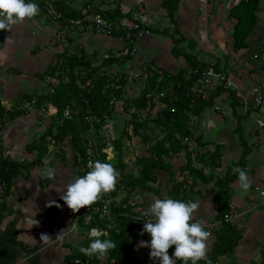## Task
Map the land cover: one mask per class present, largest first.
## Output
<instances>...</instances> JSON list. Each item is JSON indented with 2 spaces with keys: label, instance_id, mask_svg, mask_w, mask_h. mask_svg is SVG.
I'll return each instance as SVG.
<instances>
[{
  "label": "crops",
  "instance_id": "1",
  "mask_svg": "<svg viewBox=\"0 0 264 264\" xmlns=\"http://www.w3.org/2000/svg\"><path fill=\"white\" fill-rule=\"evenodd\" d=\"M57 1L65 4V10L68 8L72 13L78 12L79 17L93 8L105 13L119 11L122 17L115 24L122 28L129 25L131 12L140 7L143 10L142 26L147 27L149 32H143L133 43L138 50V58L172 73L185 68V59L173 56L172 48L178 40L177 49L193 55L197 61L217 65L239 87L242 99L236 98V102L223 93L222 96L227 99L223 106L221 103L220 113L223 115H210L212 124L206 125L211 131L217 130V138L220 137L221 128L227 131L219 139L223 146L222 159L224 155L226 161L223 167L217 168L220 177L240 156L239 136L251 149L244 168L251 186L243 190L237 180L230 184V211L235 213L234 225L241 239L234 252L219 258L216 264H264V196H260V192L264 193V129L257 128L254 122L255 118H264V0H258L255 23L244 40L245 48L237 51L233 50L232 44L236 20L230 16V10L238 6L241 0H177L172 19L167 15L170 0H89L91 4L87 3L88 0ZM79 2L80 8L77 6ZM66 3L69 5L66 6ZM55 29V23L47 26L33 17L18 22L10 30H0V109L8 117L0 138V161L21 166L17 176L6 185L0 201V264H72L74 259L68 262L69 257L81 253L79 249L85 247L83 228L74 219L75 214L84 207L74 212L61 199L67 185L74 180L73 177H77L72 173V168H75L72 162L67 163L63 153L57 159L48 150L40 162L29 165L36 159L33 145L48 130L47 124L53 121L56 109L47 103L37 106L33 103L34 99L28 101L25 97L45 95L49 92L48 88L51 89V85L41 77L45 69L42 48L50 37L53 38ZM87 29L83 28L84 32L80 31L79 35H86ZM69 30L61 26L60 33L65 36L73 34L72 29ZM82 38L87 41L89 36ZM254 88L258 89L261 98L256 108ZM231 101L236 102L232 104L233 113ZM9 111L14 113L12 118L8 115ZM237 126L241 127V131L236 133L234 130ZM45 166L56 169L54 178L40 175ZM201 185L206 188L201 192L205 195L211 185ZM139 192L143 194L144 191ZM214 195L215 190L208 200L194 199L199 201L194 215L205 225L215 220ZM142 200L146 202L145 208L153 202L152 198L147 200L143 197ZM115 201L118 203L119 197ZM33 216L39 222L36 225L24 218ZM41 234H48L50 238L44 239ZM141 240H136L133 250L135 264H159L157 259L150 258L149 248L138 246ZM213 241L211 231L207 251ZM94 256L98 264L118 263L115 259H109L106 253L88 255L78 260L93 264Z\"/></svg>",
  "mask_w": 264,
  "mask_h": 264
},
{
  "label": "trees",
  "instance_id": "2",
  "mask_svg": "<svg viewBox=\"0 0 264 264\" xmlns=\"http://www.w3.org/2000/svg\"><path fill=\"white\" fill-rule=\"evenodd\" d=\"M35 2L40 6L41 0H35ZM44 3L43 8L50 12V8L46 7V0H42ZM168 2V1H167ZM166 4V2H164ZM52 9L59 15L58 19H55L62 28H67L68 20L79 18L78 12L65 13V9L61 1L53 0ZM177 0H170L168 2V12L167 15L169 19H172V13L176 7ZM258 0H241L239 5L230 10V16L236 20L233 27V50L237 51L239 49L245 48V38L251 33L252 28L255 23V11L257 8ZM52 6V5H51ZM58 12H57V11ZM85 14L98 15L111 23H119L118 18H121L119 11H112L111 13H105L97 8L91 9V11ZM81 17V16H80ZM118 19V20H117ZM131 16L129 17V26L122 28L118 25L119 29L113 30L109 36L123 38L124 43L128 45L136 41V35L139 31L149 32L147 27L142 26L138 23V29H132L130 27ZM87 27H80L76 29H83ZM92 29L98 30L91 26ZM100 32V31H99ZM126 33L130 36H126ZM163 33V32H162ZM164 33L168 36L167 31ZM173 39V37H172ZM174 42V40H173ZM178 44V40L175 41ZM176 44L172 48L173 56L178 58L182 56L187 66L185 68L177 70L175 73L168 72L163 69H153V66L147 65L144 68V73L146 74V86L141 91L139 98L134 101V107L137 110L146 107V96L147 95H160L161 100L165 102V107L161 111V117L155 119L156 127H161L162 131L165 133L164 138L160 141H156L151 144V140L145 134H140L141 140L149 143V150L152 155L150 157H142L139 160L141 165L140 173L137 177L131 174L123 173V161L120 152V143L118 140L112 143L113 149L118 150L117 153V164L114 166L118 169L120 181L118 180L114 190L110 191V194L115 198L116 194L119 192L124 193V197L112 208V214L115 215L112 219L98 218L95 215L92 222L86 226L87 227H97L99 229L107 230V236L100 237L99 239H111L115 242V247L109 250L106 254L109 259L117 260V264H135V257L133 255V244L136 240L142 238L147 241L150 236L147 233L141 235V225L143 221L137 218L136 213L133 211L127 201L131 193L138 188L139 191L152 192L155 197L160 198L159 191L150 185V183L156 182V177L153 174L155 169L161 170L169 173V179L173 177L168 164L163 161V157H170L172 154H176L180 149L181 140H196L199 146H208L207 143L202 142L201 138L197 136L196 138L190 132V121L191 118H196L200 116L205 109L214 108L220 96L223 93L227 94V98L230 97L232 100L236 99L234 94L229 90H224L222 87H216L212 90L207 98L202 94L198 93L194 89L197 82V76L184 75L192 69L203 70L207 64L197 61L196 58L184 52L183 50L177 49ZM130 48V47H128ZM113 52V51H112ZM111 51L104 55L102 63L98 65H91L90 60L98 58V50H94L91 54H85L84 49H81V57L73 56L72 59H65L58 66L50 69L47 74L49 77H58L59 83L51 87V90L45 95L26 96L25 100L34 102L37 106L39 104H50L55 109V117L53 121H60L58 125L50 126L48 130L36 141L33 145V149L36 151V159L34 163L29 164L34 165L48 153L47 145L45 141L47 138L53 140L54 144L58 146L60 142L68 138L70 146L73 150L72 165L78 168L77 176L84 175L90 168L87 167V149L92 147L88 144L90 143L95 147L97 157L94 153L91 154L95 160H105L104 145L98 144L93 141H89L86 135H84L85 130L88 128L96 130V128L104 125L105 119L110 118L112 115V106L110 105L111 97L118 99L121 94L122 87L126 84V77L123 73L117 72L113 76L109 75L103 70L104 67L117 66L120 63H125L131 59V55H126L120 60L117 58H107L105 56L111 55ZM92 56V58H90ZM87 58V59H86ZM216 69H219L217 65H213ZM76 72H72L74 69ZM56 70H61L64 75L67 76L68 81H63V76H54ZM132 78V77H131ZM130 79V78H129ZM118 84L117 89L112 85ZM107 86V87H106ZM111 86V87H110ZM117 86V85H115ZM106 87V88H105ZM236 101V100H235ZM235 101H231L230 107L232 113L234 112L233 106ZM31 102V103H32ZM235 102V103H234ZM234 103V105H232ZM4 111L0 109V115ZM64 113H67L65 117ZM255 113H258L255 110ZM8 115L12 118L14 113L12 111L8 112ZM92 119L93 121H89ZM114 119V118H113ZM114 125V123H113ZM112 127V125H111ZM114 128V127H113ZM144 128V125H143ZM241 127H236L234 132H240ZM139 136V135H138ZM194 138V139H193ZM241 154L235 162H232L226 170V173L222 177H216L212 175L211 172L206 175L202 169H197L191 166L189 157L187 158L186 166L181 169V172L187 171L192 178L189 188L186 189L183 185L185 181L180 183L172 182L171 188L168 190L167 197H172L176 199L183 200H194L193 195L195 193L200 194L199 190H195L193 193L194 180L202 182L207 185L212 183L215 187V195L213 202L216 204V214L215 220L220 221L221 224L214 229H212V234L214 241L211 248L207 251L208 260L211 264H216L218 259L226 254L233 253L235 248L240 242V235L235 227V225L225 223L223 218L230 212V198L231 190L230 184L237 180V174L233 173L232 169L234 167L245 168L247 154L251 152L250 147L246 141L239 136ZM96 144V145H95ZM167 145V146H166ZM215 149L212 153H209L208 158L201 157L198 161L201 165L207 166L210 164L212 167H221L222 161V150L220 145L214 146ZM107 162V161H106ZM208 162V163H207ZM20 165L17 163H5V161H0V177L7 184L10 180L14 179L20 171ZM98 200L92 205H96ZM79 225L85 229L81 221H78ZM90 240L86 239L84 241V246L86 247ZM173 252V248L169 249V255ZM88 257L83 253H75L72 257H69L68 262L71 259H81ZM93 264H98L96 257H93ZM92 264V263H91ZM178 264L182 262L178 261ZM191 264V262H189ZM197 264H206L204 260H200Z\"/></svg>",
  "mask_w": 264,
  "mask_h": 264
},
{
  "label": "rangeland",
  "instance_id": "3",
  "mask_svg": "<svg viewBox=\"0 0 264 264\" xmlns=\"http://www.w3.org/2000/svg\"><path fill=\"white\" fill-rule=\"evenodd\" d=\"M78 1H81V0H78ZM48 3H51L49 8H52L53 1L46 0V7ZM80 3L81 2H79L77 6L80 5ZM87 3L91 4L89 0L87 1ZM62 4L65 5L64 3ZM67 5L69 4L66 3V6ZM43 6H44V3L41 0V4L39 6V13L36 15L37 17L35 16V18L38 19L39 22L43 21V23L47 24V26H50L53 23L56 24V29L55 31L53 30L54 32L52 34L53 38L50 37L48 39L46 46L42 48L43 54H45V63H44L45 69L43 70L41 77L43 78L44 81L49 83L51 87L59 83L57 76L62 75L64 82H67L68 78L66 75L62 73L61 70H56L54 73V76L57 77V79L53 78L54 80L51 81L52 78L48 76L47 72L50 69L54 68L55 66H58L61 62H64L65 59H67L66 61H68L69 59H72L73 56L81 57L82 56L80 53L81 49H84L85 54H91L94 50H98V58H95L94 60L92 59L90 60L91 65H98L102 63L104 55L109 53V51L111 52L112 51L114 52L116 50L122 51L124 48L130 47L129 49L131 50L130 52L131 59L129 61L125 63H120L119 65L114 66V67L107 66L103 68V70L106 71L111 76H113V74L117 72H120V73H123L127 79L126 84H124V86L122 87L121 94L118 97V99L111 97L110 105L112 106V111H113L111 117L105 119L104 125L96 128V130L92 129V125H91V128H88L87 130H85L84 135L87 136L89 141L95 140L97 145L98 144L104 145V153L106 155L105 160L109 163H112L114 166L117 164V161H118L117 159L118 150L117 148L113 149L112 143L118 140L120 143V152L122 156L121 160L123 161V166H124L123 173L126 175L131 174L134 177H137L141 169V165L139 163L140 158L150 157L152 155L150 152H148L149 143L147 141L146 142L142 141L140 134H145L147 137H149V140H151L150 142L151 144H154L156 141H160V139L164 138L165 136V133L162 131V128L156 127V124H155V119L158 117H161V111L165 107V102L161 100L160 95H155V94L147 95L145 98L146 99L145 101L147 103L145 108L137 110L134 107V101H136L139 98V96L142 93L141 91L146 86L147 76L144 73V68H146L147 65L153 66V69H155L156 67L152 63L143 62L140 58H138V55H137L138 50L135 47H133V45H131L130 43H128V45L130 46H127V44L124 43V41L121 38H118V37L116 38L111 35L109 36L103 32H99V31L97 32L91 27H88L87 31H85L87 32L86 35L84 34L79 35L80 31L82 32L83 29H75V30L72 29L71 31L73 32V34L68 35V36L61 34L60 24L55 20L56 18L53 19L54 10L52 12H48L47 10H44L45 8H43ZM78 8H80V6H78ZM67 9L64 11L65 13H69ZM136 12H137L136 10H133L130 16L132 17V13L135 14ZM139 21L142 24V18H140ZM63 29L70 31L69 29H66L64 27ZM82 36H86V37L89 36V38L87 41H85L83 40ZM126 36H130V34L126 33ZM137 36L138 34L134 35V37H137ZM139 37H137V39ZM72 38L74 39L72 42H70L69 39H72ZM90 58H92V56H90ZM76 70L77 69L75 68L72 72L75 73ZM187 75H188V72L184 75V77L187 78ZM115 85H112V86L115 89H117L118 84H115ZM194 89L197 90L198 93L202 94L205 98H207L211 92V90H207L204 88L202 89L198 82H196ZM50 90L51 89L48 88V91ZM226 102H227L226 97L221 95L218 100L217 105L214 108L205 109L204 112L200 116L196 118H193V117L191 118L190 125H189L190 132L195 138L199 136L202 139L201 141L207 143L208 146H203V147L199 146L196 140H193V141L181 140L180 149L178 150L176 154H172L170 157H163V161L166 164H168L169 169L171 173L173 174V177L169 179L168 172H164V171L157 170V169L153 171V174L156 177V182L150 183V185L159 191L160 198L167 197L168 190L171 188L173 181L175 183H180L182 181H185L183 186L186 189L189 188L190 183L192 182V178L190 177L187 171L181 172V169L186 166L188 157L190 159V163L192 167H195L197 169L201 168L202 171L206 175H208L211 172L212 175L219 177L217 167L216 168L212 167L210 164H208L207 166L201 165L198 161L200 160L201 157L208 158L209 153H212L214 151L215 149L214 146L220 145L221 150L223 148V146H221L220 144L221 142L219 139L220 137L224 136L227 133V131H224V129L221 128L219 132L220 137L217 138L215 136V134L217 133V130L213 129L211 131V129L206 127V125L212 124L210 122L211 118L209 116L210 115L215 116V114L218 115L220 112H222L220 111L221 103L223 106ZM27 103H31V102H27ZM220 114L223 115L222 113ZM88 120L93 121L92 119H89V118ZM59 123L60 121L51 120L48 122L47 126L49 127L55 126V125H58ZM143 125H144V128H143ZM45 144L47 145V148H48V145L51 146L50 148H48V150L50 152H53L56 155L57 159H60L61 153H63L66 157L65 159L66 162L67 163L72 162V157L74 153H73L72 147L70 146V142L68 138L60 142L58 146H53L55 145L53 140H46ZM88 144L92 147V149L88 147L89 149L88 152H90V154L94 153L95 157H97L95 147L92 146L90 143ZM224 159L225 157L223 155V159L220 165L221 167H223V164L226 162ZM116 170L118 171V169ZM72 173L76 174L77 176L78 168L76 167L72 168ZM73 178L75 179L76 177H73ZM118 180L120 181V177L118 178ZM194 182L195 183L193 184L194 186L193 193L195 192L196 189L200 190V187H201V190H200V194L195 193L193 195L194 197L193 199L202 198V199L208 200V198H210L213 195L215 189L212 183H208L209 185H211V188L210 187L208 188L209 189L208 193L205 192V195H202L201 192L203 190L205 191L206 188L205 187L202 188V185H201L202 182H199L196 180H194ZM189 191H190V188H189ZM116 197H119V201H120L124 197V193L119 192L116 194L115 199ZM130 197H139L141 201H144L142 200L143 197H146L147 200L148 199L151 200L152 198L153 201L157 199V197H155V195L152 192L144 191L143 194H141L138 188L135 189L131 193L129 198ZM193 218L195 220H198V218L194 214H193ZM83 236L84 238L82 239L84 241L88 239L86 235H83ZM260 254H261L260 251H258L259 258H260ZM72 264L74 263L72 262Z\"/></svg>",
  "mask_w": 264,
  "mask_h": 264
},
{
  "label": "clouds",
  "instance_id": "4",
  "mask_svg": "<svg viewBox=\"0 0 264 264\" xmlns=\"http://www.w3.org/2000/svg\"><path fill=\"white\" fill-rule=\"evenodd\" d=\"M39 13V5L35 0H0V30H10L18 22L31 19ZM264 124V121H260ZM237 182L241 189L247 190L251 180L247 171L234 167ZM40 175L52 179L56 169L45 166ZM119 173L112 163L95 160L90 162V170L84 175L77 176L69 183L61 195V199L74 212L99 200L104 193L114 190ZM199 208L197 200H183L172 197L157 198L145 210L141 235L147 233L150 239L139 241V247L150 249V258L157 259L159 264H197L204 260L211 264L207 256V241L211 233L202 220H193V214ZM34 225L39 222L33 217H24ZM92 229V232H97ZM49 239L48 234H41ZM33 242L35 239L33 238ZM115 247L111 239H92L88 246L79 250L85 255H104ZM173 252L169 255V249Z\"/></svg>",
  "mask_w": 264,
  "mask_h": 264
},
{
  "label": "built area",
  "instance_id": "5",
  "mask_svg": "<svg viewBox=\"0 0 264 264\" xmlns=\"http://www.w3.org/2000/svg\"><path fill=\"white\" fill-rule=\"evenodd\" d=\"M53 1V0H52ZM51 3L47 4V7H50ZM137 12L134 14L132 13L130 27L132 29H138V23H140L139 19L143 15V10L140 7H137L135 9ZM53 9L50 8V12H52ZM54 18L58 19L59 15L54 11ZM68 29H76L80 27H91L93 26L98 31L105 33L106 35L110 34L113 30L119 29L117 24H113L110 21L105 20L104 18L98 16V15H90V14H83L80 18L76 19H70L68 20ZM141 24V23H140ZM138 36H141L143 32L139 31ZM136 37V38H137ZM131 50L129 48H124L122 51H114L111 55L105 56V59L107 58H117L121 59L125 57L126 55H131ZM188 75L190 76H197V82L199 83L200 87L207 90H215L216 87H222L224 90H229L234 94L235 98L242 99L241 91L237 85H235L228 77H226L224 71L222 69H216L212 64H207V66L203 70L198 69H192L188 71ZM254 92V95L257 96L255 100V108L260 105L261 98L260 93L257 88H254L252 90ZM32 104V103H31ZM67 116V113H65ZM260 121H264V118H255L254 122L257 128L264 129V124L260 123ZM8 123V117L6 113H3L0 115V138L2 131L4 127ZM89 149H87V162L86 165L88 168H90V162H92V155L90 152H88ZM6 189V183L1 179L0 177V201L3 199ZM260 196H264L263 192H260ZM115 198H113L110 194L104 193L102 194L101 198L98 200V203L96 205H91L90 207L85 206L83 209L79 210L75 216L74 219L78 221H81L84 225V234L88 239H96L103 236H107V230L99 229L97 227H87L92 220L94 219L95 215L98 216V218H104V219H112L115 217L114 214H112V208L115 207L117 203H115ZM119 202V201H118ZM262 203H264V197H262ZM127 204L133 208V211L136 213L137 218L143 220L144 217L142 215L143 210H145L144 202L141 201L139 197H130L127 201ZM195 220L194 218H192ZM235 220V213L229 212L227 215L224 216L223 221L225 223L234 224ZM77 224V223H76ZM221 224L220 221L214 220L211 223L206 224V228L208 231L214 229L215 227L219 226ZM97 229V232H92V229ZM137 242L135 241L133 244V247L136 248ZM263 260H264V254H263ZM74 264H89L86 260H74Z\"/></svg>",
  "mask_w": 264,
  "mask_h": 264
}]
</instances>
